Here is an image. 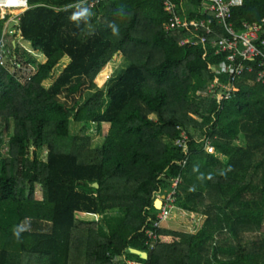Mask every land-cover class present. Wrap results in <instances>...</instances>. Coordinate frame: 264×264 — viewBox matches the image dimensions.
Returning a JSON list of instances; mask_svg holds the SVG:
<instances>
[{"label": "trees", "instance_id": "1", "mask_svg": "<svg viewBox=\"0 0 264 264\" xmlns=\"http://www.w3.org/2000/svg\"><path fill=\"white\" fill-rule=\"evenodd\" d=\"M83 1L27 0L17 29L44 64L6 36L36 73L21 82L0 67V264H264V84L245 73L220 102L198 96L215 78L223 91L229 77L209 66L226 52L181 47L190 34L166 32L164 0H103L73 20ZM173 2L182 20L210 18L201 0ZM263 18L264 0H243L229 22L240 32ZM118 53L126 69L90 93ZM76 123H109L102 146L88 150ZM183 132L187 155L176 145ZM172 192V209L205 217L195 234L155 226L156 201Z\"/></svg>", "mask_w": 264, "mask_h": 264}, {"label": "built area", "instance_id": "2", "mask_svg": "<svg viewBox=\"0 0 264 264\" xmlns=\"http://www.w3.org/2000/svg\"><path fill=\"white\" fill-rule=\"evenodd\" d=\"M103 0H84L74 7L78 12L87 9V13ZM199 14L209 16L210 18L201 20H182L173 0H164L165 10L170 17L169 23L165 26L167 33L186 31L190 37L184 39L181 47L198 46L206 47L207 44L215 49L216 54L226 52L224 61H221L216 67L209 66L215 74L223 73L229 77L228 83L221 85L222 90L216 92L218 87L216 78L208 87V94L212 95L216 101L220 102L228 98L231 92L238 91L234 82L245 73H255L257 82L264 84V18L261 22L243 24L240 32L234 30L229 22L230 13L233 8L243 5V0H201ZM29 8L27 0H0V17L6 19L3 36L0 40V67L7 70L17 80L28 81L36 73L35 69L29 66L21 65L12 49L7 45L6 36L15 35V31L9 28L13 20L9 19L14 11L23 13ZM17 14V13H16ZM20 14L14 15L18 20ZM217 23L224 31V35L218 36L217 32L212 29L213 23ZM17 27V25H16ZM17 29V28H16ZM19 32V30L17 29ZM14 38V37H13ZM215 90V91H214ZM188 136L185 132L178 139L176 145L188 154L187 148ZM207 146V153L215 155L216 151L211 143ZM180 180L177 179L173 184L176 189ZM175 192H172L163 198V206L159 209L157 215L156 227L167 219L170 209L175 202ZM149 240H156L157 235L154 231H147Z\"/></svg>", "mask_w": 264, "mask_h": 264}, {"label": "rangeland", "instance_id": "3", "mask_svg": "<svg viewBox=\"0 0 264 264\" xmlns=\"http://www.w3.org/2000/svg\"><path fill=\"white\" fill-rule=\"evenodd\" d=\"M16 13L21 14L20 12H17V11L12 12L11 17L9 19H12L13 21L8 24V25H10L9 28L13 29L16 32L15 35H13L14 41L18 45H20V47L24 48V50L29 52L31 54V56L36 59L37 62L43 64L44 63V61H43L44 57L42 56V54L40 52L33 51L27 41L19 38L20 32H18L16 29L17 28L16 25L18 26V20L15 19V17H14V15H17ZM12 54H15V53L13 52ZM67 64H68L67 60L62 61L61 66H59L53 72L52 80L49 83L44 84L45 88H47L51 83H53L57 79V77L62 72V69H63L62 66L67 65ZM109 65L111 66V70H110L111 75H110L109 79L106 81V83L103 86H99L97 84V81L95 80L96 89H94L90 93H94L97 90L105 89L106 84L108 83V81L112 77H116L122 70L126 69L127 62H126L123 54L118 53L117 56H115V58L112 60V62ZM207 91H208V89H207ZM207 91L206 92L205 91H198L197 95L201 96V97H206L208 94ZM88 95H90V94L87 92L86 95L83 97V101H86V97ZM63 100H64V98H63ZM109 126H110L109 123H103L101 131H99L96 123H90L89 128L84 130L82 127V124L76 123L75 129L73 130V133L77 136V138L79 139V141L82 144H85L87 146L88 150L93 151V150L102 146V144L104 142V137H105V135L109 129ZM202 141H203V139H202ZM208 145L209 144H207V146ZM238 145H240V143H238ZM207 146L205 148L206 151H207ZM5 151L7 152V148L5 149ZM47 153H48V151H47V148L45 147L41 151L40 157L45 160L47 158ZM215 155L221 161H223V158L221 156H219L217 153H215ZM35 196L37 199H42V192H41L40 186L37 187ZM77 216L82 217L85 220H93V219L98 220L100 218L99 216H94V215L77 214ZM204 220H205V217L201 216L200 214L182 212V211L177 210L176 208H173L172 210L170 209L169 215H168L167 219L163 222L162 226H164L167 229L174 230V232L185 233V234H195L202 227ZM42 229L45 231L46 226L45 227L43 226ZM78 264H81V262H79Z\"/></svg>", "mask_w": 264, "mask_h": 264}, {"label": "water", "instance_id": "4", "mask_svg": "<svg viewBox=\"0 0 264 264\" xmlns=\"http://www.w3.org/2000/svg\"><path fill=\"white\" fill-rule=\"evenodd\" d=\"M95 186L97 188L99 187L98 184H95ZM163 198L164 196L156 201V209H160L161 206H163ZM160 203L162 205H160ZM127 252L137 255L140 259H143V260L146 259L147 257V254L145 252H141V251H138L132 248L127 249Z\"/></svg>", "mask_w": 264, "mask_h": 264}, {"label": "clouds", "instance_id": "5", "mask_svg": "<svg viewBox=\"0 0 264 264\" xmlns=\"http://www.w3.org/2000/svg\"><path fill=\"white\" fill-rule=\"evenodd\" d=\"M86 14H87V9H84V10L78 12V13H75V14L72 16V19H73V20H76V19H78V18L81 17V16H85ZM22 230H23V229H18V230H16L15 235H16L17 237H19V233H20V231H22Z\"/></svg>", "mask_w": 264, "mask_h": 264}, {"label": "crops", "instance_id": "6", "mask_svg": "<svg viewBox=\"0 0 264 264\" xmlns=\"http://www.w3.org/2000/svg\"><path fill=\"white\" fill-rule=\"evenodd\" d=\"M19 38H21L22 39V37H21V34L19 33ZM44 61V63H45V59L43 60ZM43 63V64H44ZM180 211V210H179ZM183 212V211H182ZM185 212V211H184ZM131 264V263H130ZM132 264H134V263H132Z\"/></svg>", "mask_w": 264, "mask_h": 264}, {"label": "bare ground", "instance_id": "7", "mask_svg": "<svg viewBox=\"0 0 264 264\" xmlns=\"http://www.w3.org/2000/svg\"><path fill=\"white\" fill-rule=\"evenodd\" d=\"M14 12H16V11H14ZM160 205H162V204L160 203Z\"/></svg>", "mask_w": 264, "mask_h": 264}]
</instances>
